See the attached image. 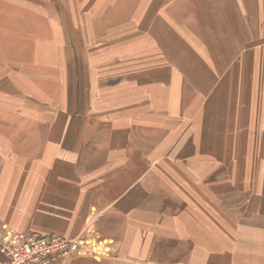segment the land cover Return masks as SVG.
Masks as SVG:
<instances>
[{"label": "crops", "instance_id": "0c3cea01", "mask_svg": "<svg viewBox=\"0 0 264 264\" xmlns=\"http://www.w3.org/2000/svg\"><path fill=\"white\" fill-rule=\"evenodd\" d=\"M1 4L0 233L264 264V0Z\"/></svg>", "mask_w": 264, "mask_h": 264}, {"label": "built area", "instance_id": "2783aa9c", "mask_svg": "<svg viewBox=\"0 0 264 264\" xmlns=\"http://www.w3.org/2000/svg\"><path fill=\"white\" fill-rule=\"evenodd\" d=\"M94 243L95 237L89 234L68 238L7 227L0 233V253L7 264H71L78 256L92 255Z\"/></svg>", "mask_w": 264, "mask_h": 264}, {"label": "rangeland", "instance_id": "374dc122", "mask_svg": "<svg viewBox=\"0 0 264 264\" xmlns=\"http://www.w3.org/2000/svg\"><path fill=\"white\" fill-rule=\"evenodd\" d=\"M3 2L4 0H0V18L2 16L7 18L8 15L3 13L4 10L1 4ZM13 8H15V6ZM10 29L13 30L12 28ZM11 30L10 31L6 30L4 32L0 30V38L2 39L4 37L5 38L8 37V35L12 34ZM15 30H17V28ZM18 44L24 45L23 47L28 48L31 44V37L30 39H23L20 41L18 40L15 41V48L18 47ZM10 48L12 49V45H10ZM1 56L2 55H0V59L3 57ZM11 58L12 56H10V59ZM24 58H28V56L26 57H16L15 56V61H20V60H23ZM11 67L14 69H17V68L19 69L18 65L14 63L11 64ZM9 77L10 75L6 76L4 80H10ZM4 80L0 81V89L4 84ZM23 80L27 81L26 79H23ZM6 83L7 81H5V84ZM20 83H21V80H20ZM24 83L25 85H27L26 82ZM213 186L216 187V185H213ZM193 234L197 237V232ZM91 236L95 237L93 234ZM95 241L97 244L94 243V246H92L93 248L92 255L99 257L98 259H100V262L88 261L83 264H129L128 262L125 263V261L119 259L117 252L113 250V248H111L110 246H104V243H99L98 238H95ZM179 244L176 246L175 243H160L157 246V249L153 251V253H151L152 261L149 260V264H197V243H179ZM98 248H99V251H97Z\"/></svg>", "mask_w": 264, "mask_h": 264}]
</instances>
